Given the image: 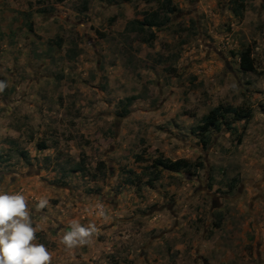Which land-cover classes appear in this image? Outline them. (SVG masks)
<instances>
[{"label":"rangeland","instance_id":"374dc122","mask_svg":"<svg viewBox=\"0 0 264 264\" xmlns=\"http://www.w3.org/2000/svg\"><path fill=\"white\" fill-rule=\"evenodd\" d=\"M0 81V191L26 197L51 264H264V0L238 17L229 0H0ZM218 106L251 117L201 130ZM73 220L98 232L68 250Z\"/></svg>","mask_w":264,"mask_h":264},{"label":"clouds","instance_id":"9594fccd","mask_svg":"<svg viewBox=\"0 0 264 264\" xmlns=\"http://www.w3.org/2000/svg\"><path fill=\"white\" fill-rule=\"evenodd\" d=\"M7 87L0 81V92ZM49 204L47 198H41L37 209H44ZM96 215L107 219L103 205H97ZM89 215L92 210H88ZM39 226L34 227L26 197L21 193L0 191V264H51L52 253L44 244L34 243ZM98 232L95 223L81 224L71 221L60 243L68 250L90 244Z\"/></svg>","mask_w":264,"mask_h":264},{"label":"trees","instance_id":"16d2710c","mask_svg":"<svg viewBox=\"0 0 264 264\" xmlns=\"http://www.w3.org/2000/svg\"><path fill=\"white\" fill-rule=\"evenodd\" d=\"M243 2L244 0H229L231 11L234 16H240L243 11ZM153 25V24H151ZM241 67L244 71L250 72L251 66L249 64L248 57L246 54L241 55ZM226 117H229L231 120L234 121H248L251 117L250 112L247 110H243L242 108H231V107H215L213 108L208 114L203 118V126L200 128L201 130H206L208 128H213L218 130L220 126L224 125L223 121L226 120ZM226 129L231 131L229 124H226ZM182 162H174L168 165L163 164L160 162L158 167H161L163 170L176 172L178 169H181L183 165Z\"/></svg>","mask_w":264,"mask_h":264}]
</instances>
